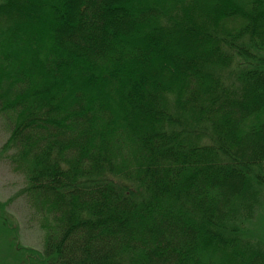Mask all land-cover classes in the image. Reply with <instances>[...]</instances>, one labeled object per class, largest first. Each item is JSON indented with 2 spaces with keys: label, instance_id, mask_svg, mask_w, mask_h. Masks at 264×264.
<instances>
[{
  "label": "trees",
  "instance_id": "trees-1",
  "mask_svg": "<svg viewBox=\"0 0 264 264\" xmlns=\"http://www.w3.org/2000/svg\"><path fill=\"white\" fill-rule=\"evenodd\" d=\"M0 264H264V0H0Z\"/></svg>",
  "mask_w": 264,
  "mask_h": 264
},
{
  "label": "rangeland",
  "instance_id": "rangeland-1",
  "mask_svg": "<svg viewBox=\"0 0 264 264\" xmlns=\"http://www.w3.org/2000/svg\"><path fill=\"white\" fill-rule=\"evenodd\" d=\"M8 120L0 114V147L8 136ZM26 184L23 173L13 168L11 162L0 156V200L12 198L6 210L19 225V239L28 246L41 248L42 229L39 215L25 195H16Z\"/></svg>",
  "mask_w": 264,
  "mask_h": 264
}]
</instances>
